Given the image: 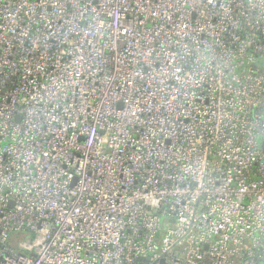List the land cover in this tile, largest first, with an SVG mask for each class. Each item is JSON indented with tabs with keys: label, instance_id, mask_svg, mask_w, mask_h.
<instances>
[{
	"label": "built area",
	"instance_id": "built-area-1",
	"mask_svg": "<svg viewBox=\"0 0 264 264\" xmlns=\"http://www.w3.org/2000/svg\"><path fill=\"white\" fill-rule=\"evenodd\" d=\"M264 0H0V264H264Z\"/></svg>",
	"mask_w": 264,
	"mask_h": 264
},
{
	"label": "rangeland",
	"instance_id": "rangeland-1",
	"mask_svg": "<svg viewBox=\"0 0 264 264\" xmlns=\"http://www.w3.org/2000/svg\"><path fill=\"white\" fill-rule=\"evenodd\" d=\"M263 63H264V59H263Z\"/></svg>",
	"mask_w": 264,
	"mask_h": 264
}]
</instances>
